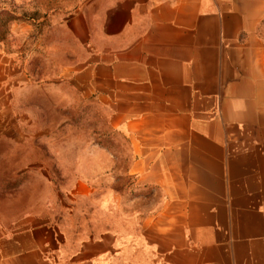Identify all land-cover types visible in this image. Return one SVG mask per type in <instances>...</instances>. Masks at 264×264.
<instances>
[{"label":"crops","instance_id":"0c3cea01","mask_svg":"<svg viewBox=\"0 0 264 264\" xmlns=\"http://www.w3.org/2000/svg\"><path fill=\"white\" fill-rule=\"evenodd\" d=\"M263 19L264 0H83L71 13L73 95L106 111L137 193L119 228L45 230L55 264H264ZM99 155L113 165L93 174L115 168ZM16 244L0 242V264L52 263Z\"/></svg>","mask_w":264,"mask_h":264},{"label":"rangeland","instance_id":"374dc122","mask_svg":"<svg viewBox=\"0 0 264 264\" xmlns=\"http://www.w3.org/2000/svg\"><path fill=\"white\" fill-rule=\"evenodd\" d=\"M82 1L0 0V242L15 248L18 240L51 264L56 241L45 230L119 228L125 200L137 193L120 174L126 160L106 111L73 95L72 61L83 50L65 21ZM258 33L264 42V19ZM94 146L117 156L115 168L91 172L113 165L89 157Z\"/></svg>","mask_w":264,"mask_h":264}]
</instances>
